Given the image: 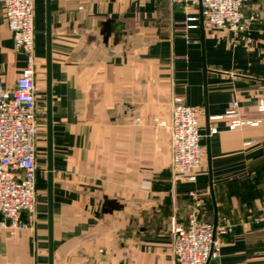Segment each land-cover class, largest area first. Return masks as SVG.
<instances>
[{
    "label": "crops",
    "instance_id": "0c3cea01",
    "mask_svg": "<svg viewBox=\"0 0 264 264\" xmlns=\"http://www.w3.org/2000/svg\"><path fill=\"white\" fill-rule=\"evenodd\" d=\"M52 181L31 228L0 215V264H173L171 226L183 223L190 192L200 216L226 219L219 256L206 264H264V0L236 42L209 29L199 5L170 0H49ZM195 17L194 20L187 19ZM39 111L46 106V0H34ZM26 65L0 2V82L13 87ZM40 86V88H39ZM172 96L200 108L202 164L193 182H172ZM239 117L261 121L229 129ZM207 114V117H206ZM212 131V132H211Z\"/></svg>",
    "mask_w": 264,
    "mask_h": 264
},
{
    "label": "built area",
    "instance_id": "2783aa9c",
    "mask_svg": "<svg viewBox=\"0 0 264 264\" xmlns=\"http://www.w3.org/2000/svg\"><path fill=\"white\" fill-rule=\"evenodd\" d=\"M185 6L199 5L203 24L209 29H229L236 42H250L247 31L257 14L245 13L250 0H170ZM14 49L24 52L26 65L13 87L0 82V215L12 230L31 228L35 221L38 95L34 55V0H0ZM194 20L195 17H188ZM264 114V98L257 104ZM200 108L188 105L179 96L170 104V173L172 182H193L202 164L199 132ZM216 118L230 121L229 129L243 124L257 125L261 119L239 117L238 102L232 100ZM264 118V116H263ZM212 132V131H211ZM191 205L183 223L171 226L173 264H206L219 256L222 237L232 233L233 224L205 221L200 216L202 200L190 192ZM258 220L264 222V195Z\"/></svg>",
    "mask_w": 264,
    "mask_h": 264
},
{
    "label": "water",
    "instance_id": "95a60500",
    "mask_svg": "<svg viewBox=\"0 0 264 264\" xmlns=\"http://www.w3.org/2000/svg\"><path fill=\"white\" fill-rule=\"evenodd\" d=\"M199 8L201 10L200 4ZM201 14V13H200ZM46 157H47V196L50 215L52 181V144H51V95H50V4L46 0ZM207 117V114H206ZM214 226L216 222L213 223Z\"/></svg>",
    "mask_w": 264,
    "mask_h": 264
},
{
    "label": "rangeland",
    "instance_id": "374dc122",
    "mask_svg": "<svg viewBox=\"0 0 264 264\" xmlns=\"http://www.w3.org/2000/svg\"><path fill=\"white\" fill-rule=\"evenodd\" d=\"M35 55V54H34ZM40 88V86H39ZM44 101H45V97ZM37 134V168H38V194L44 192L46 181V106H42L38 116ZM258 216V215H257Z\"/></svg>",
    "mask_w": 264,
    "mask_h": 264
}]
</instances>
